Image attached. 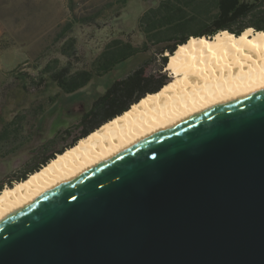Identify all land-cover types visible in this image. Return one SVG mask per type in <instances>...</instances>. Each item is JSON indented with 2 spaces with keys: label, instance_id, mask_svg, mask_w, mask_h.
<instances>
[{
  "label": "water",
  "instance_id": "95a60500",
  "mask_svg": "<svg viewBox=\"0 0 264 264\" xmlns=\"http://www.w3.org/2000/svg\"><path fill=\"white\" fill-rule=\"evenodd\" d=\"M0 264H264V84L5 218Z\"/></svg>",
  "mask_w": 264,
  "mask_h": 264
},
{
  "label": "rangeland",
  "instance_id": "374dc122",
  "mask_svg": "<svg viewBox=\"0 0 264 264\" xmlns=\"http://www.w3.org/2000/svg\"><path fill=\"white\" fill-rule=\"evenodd\" d=\"M159 1L0 0V136L7 124L15 129L8 143L0 138V186L13 185L11 179L72 142L80 133L75 127L80 116L114 79L146 59L154 62L151 69L155 71L160 59L140 55L72 94L62 92L50 79L36 84L45 65L58 60L61 66L69 63L72 71L90 69L112 39L140 46L144 35L138 19ZM67 22H73L72 30L61 37ZM69 38L75 40L71 55L64 53ZM18 116L16 123L10 121ZM65 129L71 132L66 135ZM50 140L54 141L42 150Z\"/></svg>",
  "mask_w": 264,
  "mask_h": 264
},
{
  "label": "bare ground",
  "instance_id": "6f19581e",
  "mask_svg": "<svg viewBox=\"0 0 264 264\" xmlns=\"http://www.w3.org/2000/svg\"><path fill=\"white\" fill-rule=\"evenodd\" d=\"M168 54V53H167ZM172 79L46 165L0 191V222L76 173L149 134L225 99L264 84V32L191 37L169 54Z\"/></svg>",
  "mask_w": 264,
  "mask_h": 264
},
{
  "label": "trees",
  "instance_id": "16d2710c",
  "mask_svg": "<svg viewBox=\"0 0 264 264\" xmlns=\"http://www.w3.org/2000/svg\"><path fill=\"white\" fill-rule=\"evenodd\" d=\"M138 24L144 35L140 46L121 38L112 39L92 62L90 69L72 71L69 63L61 66L58 60L45 65L41 70L43 75L39 76L38 81L35 79L36 84L50 79L62 92L72 94L87 86L93 79L112 72L117 65L140 55L160 59L159 68L155 71L151 69L154 62L146 59L124 77L114 79L80 116L75 125L80 133L72 142L59 150H52L33 168L11 181L26 179L56 154L64 152L103 123L122 114L142 97L158 92L168 82V74L164 69L168 64L169 54H173L179 45L185 44L191 37L211 38L221 31L238 36L249 28L264 32V0H160L156 6L149 7L142 13ZM72 26L73 22H67L61 37L68 35ZM69 39L65 42L64 53L71 55L75 50V40ZM20 79L26 81L25 78ZM38 108L40 112L43 111L41 106ZM17 120H20L19 116L10 121L16 123ZM10 129L11 125L7 124L1 133L0 138L5 143L15 136V129ZM64 132L67 135L71 131L65 129ZM53 141L46 142L41 149L44 150ZM2 189L3 186H0V191Z\"/></svg>",
  "mask_w": 264,
  "mask_h": 264
}]
</instances>
